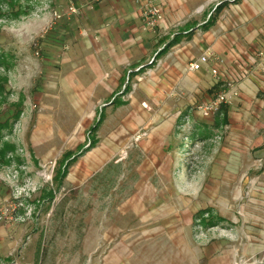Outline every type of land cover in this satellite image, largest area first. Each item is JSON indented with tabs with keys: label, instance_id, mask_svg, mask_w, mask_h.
I'll list each match as a JSON object with an SVG mask.
<instances>
[{
	"label": "rangeland",
	"instance_id": "1",
	"mask_svg": "<svg viewBox=\"0 0 264 264\" xmlns=\"http://www.w3.org/2000/svg\"><path fill=\"white\" fill-rule=\"evenodd\" d=\"M1 8L0 52L13 65L0 67L9 89L0 119L25 101L4 133L16 150L0 160V264H107L114 257L122 264H264V117L240 145L215 125L217 114L206 118L195 107L152 147L142 145L150 133L143 127L119 139L112 159L96 161L107 150L90 142L112 139L117 126L100 124L103 106L82 122L59 93L42 47L51 17L64 11L53 0ZM257 56L249 73L264 81V54ZM204 125L208 137H189ZM138 132L147 135L132 144ZM69 151L79 161L69 177L55 178Z\"/></svg>",
	"mask_w": 264,
	"mask_h": 264
},
{
	"label": "crops",
	"instance_id": "2",
	"mask_svg": "<svg viewBox=\"0 0 264 264\" xmlns=\"http://www.w3.org/2000/svg\"><path fill=\"white\" fill-rule=\"evenodd\" d=\"M53 1L67 11L71 2L86 5L89 0ZM155 2L163 11L155 30L145 24L136 0H103L70 18L51 17L42 47L48 50L45 60L59 93L82 122L90 123L103 106L100 124L118 129L112 139L96 140L107 150H98L96 161L112 159L119 139L143 127L150 133L142 145L152 147L159 137L170 136L184 113L214 97L229 80L239 89L226 103L228 122L220 125L228 129L230 142L247 144L258 118L264 117V81L257 70L249 73L260 60L257 50L264 49V0ZM208 48L224 59L219 67L226 77L213 75V63L190 69ZM127 74L143 78L125 98L131 90L123 89ZM107 264H122V259Z\"/></svg>",
	"mask_w": 264,
	"mask_h": 264
},
{
	"label": "built area",
	"instance_id": "3",
	"mask_svg": "<svg viewBox=\"0 0 264 264\" xmlns=\"http://www.w3.org/2000/svg\"><path fill=\"white\" fill-rule=\"evenodd\" d=\"M90 1L92 4H96L102 2L103 0H90ZM136 1L142 12V16L145 24L150 29L155 30L163 19L162 8L155 2V0H136ZM81 8L82 6H78L74 2H71L66 12L56 11L55 16L57 18H60L65 15L69 16L74 13L77 14L81 11ZM85 34L88 35L87 33ZM257 54L263 55L264 51L259 50L257 51ZM153 60L154 57L150 62H153ZM223 62L224 59L221 56L217 55L216 53H214L212 49L208 48L205 50V52L202 55H200L196 60L190 63V69L195 71L200 70L203 67V65L213 63L214 65L211 66V71L213 75L217 77H221V76L226 77V72L219 67L220 65L223 64ZM141 79L142 76H139L137 80L133 82L129 74L123 86V89L125 90L128 87V84L133 86V88L135 89V87L137 86V82L140 81ZM128 93H130V91ZM238 95H239V91L236 82L233 80H229L226 83V86L223 90L218 92L214 97H212L208 101L199 103L196 106V109L201 116L209 118L216 115L220 111L224 103H228L233 97ZM144 106L147 105L144 103ZM142 135H147V132H143V133L138 132L136 135H134L132 144L137 143Z\"/></svg>",
	"mask_w": 264,
	"mask_h": 264
},
{
	"label": "trees",
	"instance_id": "4",
	"mask_svg": "<svg viewBox=\"0 0 264 264\" xmlns=\"http://www.w3.org/2000/svg\"><path fill=\"white\" fill-rule=\"evenodd\" d=\"M16 0H0V16L3 15L2 12V4L6 3L9 4L10 6L15 5ZM223 7V3L217 6L216 10L219 8ZM13 15L18 17L20 15V12L13 10ZM175 40H173L172 43H174ZM152 63V62H151ZM13 65V61L7 56L5 52H0V67H4L6 71L10 70ZM128 88H126L124 91H127ZM9 93L8 89V76L6 74L0 73V97H5L7 96L6 94ZM5 99V98H4ZM24 97L22 96L19 100L16 102H13L12 106L15 108L13 110L12 114L9 115L7 118L4 120L0 119V142H2V146L0 147V160L3 162H8V154L10 152L14 153L16 150V146L13 143H10L9 141L4 140V133L6 131H12L14 127V123L18 121L21 117V114L23 113V107H24ZM103 112H101V115ZM101 117L99 118L100 122ZM228 122V106L226 103H224L220 109V111L217 113L215 117V125L220 126L222 124H226ZM97 128V126L93 127L92 131H94ZM209 130V127L206 125L203 126V128L198 129L197 131H194L190 134V138L194 137L196 138L197 136H203V137H208L209 134L207 133ZM96 140L91 141L89 146L95 145ZM88 149V148H87ZM71 152H67L63 155L61 161H65L66 163L59 168V170L56 172L55 178L60 174V177H65L68 171L69 166L77 160V158L74 156L71 159ZM70 157V158H69Z\"/></svg>",
	"mask_w": 264,
	"mask_h": 264
}]
</instances>
